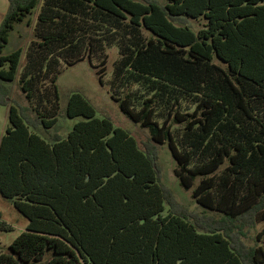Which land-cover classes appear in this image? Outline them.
Instances as JSON below:
<instances>
[{
	"label": "trees",
	"instance_id": "obj_1",
	"mask_svg": "<svg viewBox=\"0 0 264 264\" xmlns=\"http://www.w3.org/2000/svg\"><path fill=\"white\" fill-rule=\"evenodd\" d=\"M7 2L0 196L27 226L0 264H264V0ZM38 4L21 64V49L2 52ZM109 42L120 51L112 82L148 93L113 100L148 140L139 144L110 118H97L79 93L67 96L65 116L81 120L65 138L45 140L38 133L50 134L57 122L58 68L92 60ZM104 64L96 71L100 83ZM17 73L30 115L8 102L7 83ZM45 79L48 92L39 89ZM185 103L195 105L191 113L182 111ZM163 145L180 185L205 211L182 206L161 182ZM259 223L247 246L245 232ZM10 229L0 215V231Z\"/></svg>",
	"mask_w": 264,
	"mask_h": 264
},
{
	"label": "rangeland",
	"instance_id": "obj_2",
	"mask_svg": "<svg viewBox=\"0 0 264 264\" xmlns=\"http://www.w3.org/2000/svg\"><path fill=\"white\" fill-rule=\"evenodd\" d=\"M161 1V0H157ZM8 2L7 0H0V23L7 11ZM39 4L33 10L32 15L23 23L15 26L14 30L9 34V41L2 54L7 55L15 49H21L23 56L21 64L25 63V52L30 42L33 40L34 27L36 24V16L38 13ZM202 21L193 22L189 24L194 30H198L201 27ZM146 37L149 34L144 31ZM105 58L104 72L102 75V83L99 82V77L96 74L97 69L100 68L99 63ZM120 58V51L117 46V42L102 43L101 49L97 48V51L93 53L92 60L85 57L79 60L73 65L61 64L59 73L57 74L56 86L59 94V102L57 109V122L49 130L50 134L44 135L39 134L45 140L49 141L48 137L55 134L61 138H65L67 133L72 129L73 125L81 120V118H68L65 116V106L67 96L71 93L81 94L94 108L95 116L97 118L108 117L112 120L115 126L122 127L128 130L138 141L139 144L148 140V131L140 128L138 125L133 124L128 117H126L119 109L118 103H116L112 96L122 98L127 93L134 92L137 90V95L145 97L148 95L144 88L139 87L137 84L123 85L116 87V83L112 82L113 71L115 64ZM20 68V67H19ZM19 74L17 73L13 82L7 83L9 90V103L10 100L13 105L18 107L29 108V103L24 98V95L19 88ZM42 92L50 91V83L48 79H45L39 86ZM43 108L47 111L51 110L50 95L44 93ZM195 108L194 104L185 103L181 109L183 112L191 113ZM30 115V111H27ZM8 125V106H0V138L4 133L5 128ZM176 134H181V128L179 125H173L171 128ZM36 132H40L37 130ZM158 167L161 171V182L169 187L173 192L176 200L184 207H187L190 211L199 213L205 211L200 207L194 199L191 197V190H185L179 183L178 179L174 175V168L176 163L173 160L166 145L158 148ZM0 215L1 220L10 226V230L0 231V253H7L8 246L11 242L25 230L27 226L26 219L19 214L12 205V200L5 199L0 196ZM263 227L262 223L256 225L255 229H249L246 231L247 238L244 239V243L247 246H251L254 242L255 235Z\"/></svg>",
	"mask_w": 264,
	"mask_h": 264
}]
</instances>
